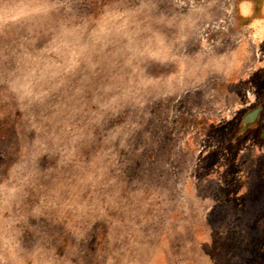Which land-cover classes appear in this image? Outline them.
Segmentation results:
<instances>
[{"label":"rangeland","instance_id":"374dc122","mask_svg":"<svg viewBox=\"0 0 264 264\" xmlns=\"http://www.w3.org/2000/svg\"><path fill=\"white\" fill-rule=\"evenodd\" d=\"M0 264H264V0H0Z\"/></svg>","mask_w":264,"mask_h":264}]
</instances>
